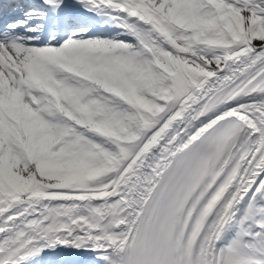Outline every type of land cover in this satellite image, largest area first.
Segmentation results:
<instances>
[{"label":"snow or ice","instance_id":"obj_1","mask_svg":"<svg viewBox=\"0 0 264 264\" xmlns=\"http://www.w3.org/2000/svg\"><path fill=\"white\" fill-rule=\"evenodd\" d=\"M0 264H264V0H0Z\"/></svg>","mask_w":264,"mask_h":264}]
</instances>
